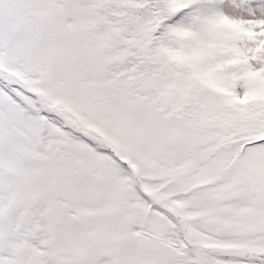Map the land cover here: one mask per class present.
Listing matches in <instances>:
<instances>
[{
  "label": "snow or ice",
  "instance_id": "obj_1",
  "mask_svg": "<svg viewBox=\"0 0 264 264\" xmlns=\"http://www.w3.org/2000/svg\"><path fill=\"white\" fill-rule=\"evenodd\" d=\"M0 264H264V0H0Z\"/></svg>",
  "mask_w": 264,
  "mask_h": 264
}]
</instances>
